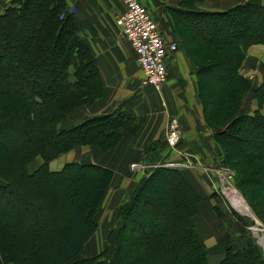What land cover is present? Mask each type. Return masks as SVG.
<instances>
[{
	"label": "trees",
	"instance_id": "trees-1",
	"mask_svg": "<svg viewBox=\"0 0 264 264\" xmlns=\"http://www.w3.org/2000/svg\"><path fill=\"white\" fill-rule=\"evenodd\" d=\"M201 1L183 0L179 7L171 10L178 17L193 16L197 22L207 21L213 29L237 26L232 37L223 34L221 39L197 41L201 49L194 51L201 54L202 59L207 62L205 66L197 68L198 76L209 75L212 68H229L228 77L224 80L216 78L223 85L222 89L217 90L221 91L222 96L218 98L220 110L217 113L222 112L228 116L234 110L233 97L238 96L239 80L243 82L237 70L245 57L244 51L252 44H264V33L250 34L247 37L239 35L242 28L238 27L240 25L237 20L243 16L255 17L264 13V4L245 2L223 10H196L194 3ZM33 2L35 0H10V4L0 11V132L25 139L24 142L18 140L19 143L14 146H0V224L2 225L4 214L1 198L6 196L16 195L20 201L28 203L26 205L29 207L32 206L30 203H45L42 200L44 197L47 201L56 200L62 192L64 199H72V205L66 209L65 200L58 199L59 204L56 205L55 201L53 208H50L53 216L51 219L48 217V223L41 228L31 229L25 236L22 230H17L19 226L12 225L10 230H5V226L1 228L0 264H65L82 249L98 228L94 214L111 181L113 171L98 164L77 161L65 163L60 170L52 171L48 163L59 154L79 145L96 144L101 150H108L118 143L120 130L125 127L122 114L118 115L114 111L89 116L68 128L58 127V123L68 113L85 103L93 102L100 95L102 82L93 53L86 40L81 37L74 13L65 0L40 1L45 16L37 22L40 26L38 45L32 51L29 45L22 46L17 56L14 53L10 57L13 50L9 45L8 32L19 30L18 22L23 19ZM64 33H68L71 43L66 56L60 61V69H53L55 79L60 80L58 87L53 83H45L44 89L33 86L31 79L26 80L22 76L25 69L20 68L21 65L25 67L27 64L32 74L42 72L46 59L53 61L55 58L52 51L44 58V54L40 53L42 44L48 41L55 48L53 52L57 53L56 44ZM3 58L14 62L7 66ZM8 82L10 87H6ZM217 113L214 112V115ZM240 122L253 129L264 123V116L235 115L228 125ZM229 128L231 126L222 134L228 143L239 148L237 142L240 136L233 135ZM91 130L98 131V136L87 137L86 134ZM36 156H40L43 162L34 171H29ZM248 160L246 162L251 167L252 174L264 170V155ZM255 183L259 186L258 182ZM172 185L176 186L177 191L175 190L176 195L172 193L170 196ZM62 186L67 188L62 190ZM74 187L76 190L72 194L70 191ZM168 198L176 207L171 208L174 215L172 224H168V228L158 227L161 233L156 238L160 242L154 245L148 244L147 240L135 238L139 214L145 213L141 214V218L145 217L147 221L153 218V214L146 212L144 208L146 203L149 200L166 201ZM178 198L181 201L178 202ZM200 200L201 196L178 169L165 166L153 168L133 192L120 228L107 235L106 247L102 253L77 264H209L206 245L199 238L193 221L198 213ZM175 211H180L181 217H177ZM141 237H145L144 233ZM26 241L42 243L43 247L32 248L22 257L17 251ZM190 243H193L196 251L191 255L184 248H190ZM172 246L171 251L169 247ZM218 264H264V258L260 247L250 243L230 248Z\"/></svg>",
	"mask_w": 264,
	"mask_h": 264
},
{
	"label": "rangeland",
	"instance_id": "rangeland-1",
	"mask_svg": "<svg viewBox=\"0 0 264 264\" xmlns=\"http://www.w3.org/2000/svg\"><path fill=\"white\" fill-rule=\"evenodd\" d=\"M40 1L35 0L28 7L25 16L18 22L17 28L19 30L17 32H8L9 45L13 50L10 57H13L14 53L17 56L18 50L22 46L29 45V49L32 51L38 45L37 37L40 26L37 22H40L42 16H45ZM142 2L145 1L142 0ZM245 2L264 4V0H248L241 3ZM9 4L10 0H7L4 8ZM237 4L240 3H233L230 7ZM147 5L150 6L149 3ZM165 5L160 6L158 4V10H150L159 21V24L164 23L166 25L167 22L169 23V31L162 30L158 24L165 40L175 41L177 45L176 51L169 58H173L177 52L181 53L184 58V68L194 72V74L196 73V76H186L185 72L181 74L178 64H172L170 68L167 67V79L161 90L157 92L153 90L154 92L143 100L145 93H143L142 73L139 78L140 68L135 65V59H132L133 65L129 68L126 67V70L127 76H137L139 102L133 111L129 110L123 102L113 110L118 115L122 114V121L125 124V127L120 130L118 143L108 150H101L96 144L79 145L52 159L58 162L59 165H64L65 162L77 161L94 163L103 167H106L103 164L104 162L111 160L112 163L118 158L122 159L116 162L122 166L119 169V174L122 175L120 184L123 185L120 186L114 171L107 167L113 171V176L94 214L98 228L82 249L65 264L85 262L102 253L106 247L107 235L120 228L123 214L139 182L157 166L178 169L201 196L198 213L193 217V221L199 238L206 245L209 264H212L213 261L217 262L218 259L221 260L230 248H239L250 243H255L260 247L264 258V170H258L252 174L251 167L246 162V159L264 155V123L253 129L248 127L250 125L242 122L228 125L229 120L235 115L242 117L264 116V87H262V84H264V44H252L244 51L245 57H243L237 70L243 82L239 80L238 96L233 97V113L228 114V116L222 114V112L221 114L217 113V110H220L217 102L221 96V91L218 92L217 90L222 89L223 85L216 78L224 80L228 77L230 70L228 67L212 68L209 75L198 76L197 68L205 66L207 62L202 59L201 54L194 51L201 49L198 42L221 39L223 34L232 37L238 28L237 26H225L216 28V30L209 27V22H197L193 16L183 15V17H178V14L171 10L170 3ZM70 10L74 12L72 9ZM163 14L167 20L162 17ZM237 22L240 25L238 27L242 28V33L239 32V35L247 37L250 34L264 33V13L255 17L243 16ZM118 28L121 38L126 40L119 25ZM70 43L68 33H64L58 44H56L58 52L54 53V46H50V43L45 41L42 44L43 49L40 53L44 54L45 58L52 51L55 56L54 60L46 59L44 63L45 70L42 66V72L36 70L35 74H32V70L29 69L30 67L27 64L25 67L21 65L20 68L25 69V72L22 70V76L26 80L31 79L32 85L38 88L44 89L45 83H53L57 88L60 80L55 79L53 69H60V61L66 56ZM31 55L28 56L31 57ZM3 61L7 66L14 62V60L9 61L6 58H3ZM12 67L14 66L12 65ZM21 79L19 80L20 83L22 82ZM6 87H10L9 82ZM194 88L197 95L191 98V103H188L189 106L191 104L190 109V107H187L184 92L189 91L193 94ZM101 97L102 89L100 95L93 102L81 105L62 118L58 123V127L66 118L70 122H72V119L79 120V122L86 119V107L97 106L102 100H100ZM147 102L148 105H146ZM214 112L217 114L214 115ZM145 114H148L147 118L150 117V119L146 125L142 126L144 129L141 131L140 122H142L141 119L144 116L146 118ZM136 115H143V117H136ZM69 121L65 123L68 124ZM70 126L68 125V127ZM230 126L229 131L235 136H240L237 142L239 148L228 143L222 134ZM99 127L101 126L99 125ZM152 131H154L153 134ZM156 132H159V134L154 135ZM186 132L187 135H185ZM145 134H149L147 140L143 137ZM191 134H194V140L191 139ZM86 136L89 138L96 137L98 131L91 130ZM185 138H190L189 143L185 142L183 144ZM18 140L25 141L24 138L17 139L7 132H0V146H14L15 143H19ZM140 141H144V143ZM52 142L56 143V141ZM98 156L103 157L104 162L99 160L90 162L92 158L95 161ZM42 162L41 157L36 156L28 170L34 171ZM49 164L50 162L48 163L50 169ZM255 182H258L259 186L255 185ZM65 188L67 186L61 187L62 190H65ZM171 188L169 195L171 196L172 193L176 195V186L172 185ZM75 190L76 187L70 192L73 194ZM234 192L243 199L248 211H241L233 205L232 198L229 195L234 196ZM61 193L56 200L47 201V198L44 197L42 200L45 203H30L29 205L32 206L29 207L26 205L28 203L23 200L20 201V198L16 195L1 198L4 213L2 225L0 224L1 236L3 230L1 228H4V226L5 230H10L13 226H19L17 230H22L25 236L31 229L46 225L49 221L48 217L53 216L50 208H53L55 201L56 205L59 204L58 199H64V194L61 195ZM64 200L66 209H69L72 205V199ZM177 201L181 200L178 198ZM172 206L175 208L176 204L172 203L169 198L166 201L149 200L144 208H146V212L153 214V218L151 221H147L145 217L141 218L143 213L139 214V223L136 225L138 231L135 238L147 240L148 244L157 245L160 239L156 237L160 236L161 233L158 227L168 228L167 225L172 224L171 219L174 218L171 212ZM175 214L177 217H181L180 211ZM179 221L180 218H178ZM143 233L144 238L141 237ZM0 241H2L1 238ZM2 243L4 244V242ZM22 244L17 251L22 254V257L32 248L43 247L42 243H28L26 241L24 246ZM173 247H169V249L172 251ZM184 248L188 250L189 255L196 252L193 243L190 248L187 246Z\"/></svg>",
	"mask_w": 264,
	"mask_h": 264
},
{
	"label": "crops",
	"instance_id": "crops-1",
	"mask_svg": "<svg viewBox=\"0 0 264 264\" xmlns=\"http://www.w3.org/2000/svg\"><path fill=\"white\" fill-rule=\"evenodd\" d=\"M68 7L72 9L74 12V19L76 21V25L79 28L81 37L86 40V43L90 47L93 56L96 60V64L98 67V71L100 74V79L102 82V97L100 98V103L97 106L86 107V118L91 115L96 114H105L113 111L117 105L120 103H124L125 106L133 111L139 102V82L137 76H127L126 67L129 68L133 65L132 59L136 61L134 52L130 47L128 41L121 38L120 31L117 25V17L124 10V0H65ZM142 1V0H141ZM145 4L150 8L159 9L158 4L161 6L165 4L171 5L173 7H179V3L183 0H144ZM248 0H212V1H201L195 2L194 7L199 11H207V10H223L230 7L233 3H241ZM7 0H0V11L4 9ZM166 6V5H165ZM164 6V7H165ZM168 6V5H167ZM154 18L155 15L153 14ZM161 17V16H160ZM162 17L167 20L165 15ZM156 19V18H155ZM157 21V19H156ZM159 24V21H157ZM162 30H170L169 23L165 25L164 23L159 24ZM165 28V29H164ZM255 54V53H251ZM135 65H138L137 61L134 62ZM179 66L180 73H186V76H196L194 72L189 71L184 68V58L181 53L177 52L173 58H167L166 60V68H170L171 65ZM140 68V67H139ZM142 70L140 68L139 78L141 76ZM179 74V76H181ZM145 96L143 98L147 99L152 92H154L153 88L148 85H144ZM185 91L184 96L186 98L187 107H190L188 103H191V98L197 95V92ZM148 105V102L147 104ZM130 114V113H129ZM131 115V114H130ZM146 118L143 115H136V117L140 116L142 122H140V126H144L148 123L150 117L147 118L148 114H145ZM71 116V115H70ZM69 117V116H68ZM71 118V117H70ZM140 120V121H141ZM69 121L68 118L64 119L60 128L68 127V125H74L79 122L76 119H72V122ZM76 121V122H75ZM140 127L142 131L144 128ZM195 127V126H192ZM151 129V128H150ZM154 131H152L153 134ZM159 132L154 135H158ZM185 134V133H184ZM149 134H145L143 137L147 140ZM187 135V132L186 134ZM191 139L194 140V134H191ZM190 138H185L183 144L185 142L189 143ZM141 142V141H140ZM141 143H144L142 141ZM127 145V144H126ZM98 150V149H97ZM100 151V150H99ZM93 157V156H92ZM97 160L103 161V157H99L95 159L92 158L90 162H96ZM122 160L121 158L116 159L115 162L111 163V160L108 162H104L103 164L106 167H110L114 171V175L116 176V180L122 178V175L119 174V169L121 164H117L116 161ZM62 162V161H61ZM66 163V162H65ZM64 164V162H62ZM50 169L51 170H59L63 165H59L55 160L50 161ZM117 172V173H116ZM120 177V178H119ZM116 182V181H115ZM123 184H120L122 186ZM220 259L217 262H211L212 264H218Z\"/></svg>",
	"mask_w": 264,
	"mask_h": 264
},
{
	"label": "built area",
	"instance_id": "built-area-1",
	"mask_svg": "<svg viewBox=\"0 0 264 264\" xmlns=\"http://www.w3.org/2000/svg\"><path fill=\"white\" fill-rule=\"evenodd\" d=\"M117 24L142 70V84L160 91L167 79L166 60L176 51V42L165 40L152 11L141 0H124Z\"/></svg>",
	"mask_w": 264,
	"mask_h": 264
},
{
	"label": "bare ground",
	"instance_id": "bare-ground-1",
	"mask_svg": "<svg viewBox=\"0 0 264 264\" xmlns=\"http://www.w3.org/2000/svg\"><path fill=\"white\" fill-rule=\"evenodd\" d=\"M228 194V193H227ZM234 194H235V192H234ZM236 195V194H235ZM233 196L232 194L231 195H229L231 198H232V203H233V205L237 208V209H239V210H241V211H248V207H247V205L244 203V201H243V199H241V197L239 196Z\"/></svg>",
	"mask_w": 264,
	"mask_h": 264
}]
</instances>
